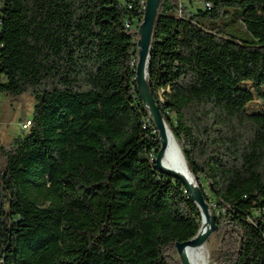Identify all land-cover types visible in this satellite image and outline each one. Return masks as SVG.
I'll return each instance as SVG.
<instances>
[{
	"label": "trees",
	"instance_id": "trees-1",
	"mask_svg": "<svg viewBox=\"0 0 264 264\" xmlns=\"http://www.w3.org/2000/svg\"><path fill=\"white\" fill-rule=\"evenodd\" d=\"M42 1L0 0V96L33 97L30 128L0 141V264H182L176 244L202 216L156 168L159 134L135 82L146 0H55L48 20ZM202 2L161 0L148 83L216 215L211 264H264V111H249L264 101V0ZM54 32L74 51L49 48ZM29 61L57 78L27 81ZM223 68L219 89L207 86ZM236 139L250 145L239 166Z\"/></svg>",
	"mask_w": 264,
	"mask_h": 264
},
{
	"label": "rangeland",
	"instance_id": "rangeland-1",
	"mask_svg": "<svg viewBox=\"0 0 264 264\" xmlns=\"http://www.w3.org/2000/svg\"><path fill=\"white\" fill-rule=\"evenodd\" d=\"M178 3L185 6H190L193 10L203 6L202 0H178ZM39 9L38 18L42 20L55 19L59 16V11L55 0H44L36 4ZM87 17L81 11H76L74 14V24L80 28H84ZM47 46L49 48L57 46L65 53L74 51L75 41L64 33H49L47 34ZM199 45L210 56H216L220 60H224L225 51L222 47L216 46L210 42L199 40ZM219 81L213 82L211 78L205 77L207 86L213 89H219L221 81L227 75L225 68L217 71ZM25 77L27 81L43 82L52 81L57 78V71L50 67H43L33 61L25 64ZM211 82L213 83L211 85ZM249 111H264V101L256 99L249 105ZM33 115V97L31 95H24L19 99L9 100L4 96H0V141L7 143L11 138L22 133V124L31 118ZM234 146L241 150L235 149L230 151L231 160L234 165L239 166L248 161L250 145L238 139L234 140ZM211 213L213 214L212 208ZM221 235L213 232L206 244L207 264H211V252L220 248Z\"/></svg>",
	"mask_w": 264,
	"mask_h": 264
},
{
	"label": "water",
	"instance_id": "water-1",
	"mask_svg": "<svg viewBox=\"0 0 264 264\" xmlns=\"http://www.w3.org/2000/svg\"><path fill=\"white\" fill-rule=\"evenodd\" d=\"M160 3L161 0H146V7L144 10L143 19L138 29L140 37L137 42L138 60L135 70L136 73L135 82L137 85V90L139 92L140 98L144 103L146 109L150 113L152 122L154 123V126L156 127L159 134L160 148L157 152L156 168L161 172H163L164 174L177 178L184 183V185L187 187V191L190 193L191 197L193 198L198 208L200 209L202 222L206 220L209 223L208 228L205 230H202V224H201V227L198 233L196 234V236H194L190 240L184 242H178L176 244L177 253L181 259L182 264H191L190 259L188 257L189 249L191 247L204 246L207 240L209 239L210 235L217 230V223H216V215L214 213L213 214L210 213L211 206L209 202L206 200V196L201 186L195 182V178L193 177L194 181L190 182L186 179V177L183 174L179 173L178 171L164 164V156L168 148V138H167L168 129L169 130L171 129L166 123L164 116L160 110V107L157 104L154 94L151 91L150 85L148 83V76L150 74L149 66H150V56H151L152 39H153V29ZM172 134L174 135L173 132Z\"/></svg>",
	"mask_w": 264,
	"mask_h": 264
},
{
	"label": "bare ground",
	"instance_id": "bare-ground-1",
	"mask_svg": "<svg viewBox=\"0 0 264 264\" xmlns=\"http://www.w3.org/2000/svg\"><path fill=\"white\" fill-rule=\"evenodd\" d=\"M168 148L166 154L164 156V164L168 167L178 171L183 174L186 179L190 182L194 181V176L189 170L188 165L185 162L179 144L172 134L171 130L168 129ZM211 213V208H210ZM209 223L204 220L202 222V230L207 229ZM188 257L190 259L191 264H207V255L205 246L200 247H191L188 251Z\"/></svg>",
	"mask_w": 264,
	"mask_h": 264
},
{
	"label": "built area",
	"instance_id": "built-area-1",
	"mask_svg": "<svg viewBox=\"0 0 264 264\" xmlns=\"http://www.w3.org/2000/svg\"><path fill=\"white\" fill-rule=\"evenodd\" d=\"M146 7V6H145ZM31 126V121L30 120H26L23 124H22V130L26 131L30 128Z\"/></svg>",
	"mask_w": 264,
	"mask_h": 264
}]
</instances>
